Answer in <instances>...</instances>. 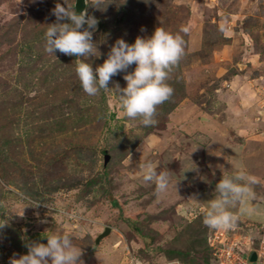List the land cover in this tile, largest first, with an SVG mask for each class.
Wrapping results in <instances>:
<instances>
[{
	"label": "rangeland",
	"instance_id": "rangeland-1",
	"mask_svg": "<svg viewBox=\"0 0 264 264\" xmlns=\"http://www.w3.org/2000/svg\"><path fill=\"white\" fill-rule=\"evenodd\" d=\"M75 1L0 0V220H8L0 229V264L27 254V242L46 244L47 231L71 234L84 264H125L126 245L144 264H199L215 231L203 223L207 202L219 180L238 171L260 180L251 202L257 214L224 231L258 247L264 0H105L103 11L86 0L85 10L99 21L93 41L100 55L80 59L93 70L117 39L132 44L157 27L183 37L184 54L167 81L173 95L158 106L152 127L121 119L110 92L85 94L76 56L45 52L56 3L74 8ZM127 73L112 77L109 88L126 87ZM249 90L258 104L251 120L237 108ZM146 160L171 172L166 193L144 182ZM194 194L199 204L188 200ZM106 228L110 233L96 243Z\"/></svg>",
	"mask_w": 264,
	"mask_h": 264
},
{
	"label": "clouds",
	"instance_id": "clouds-1",
	"mask_svg": "<svg viewBox=\"0 0 264 264\" xmlns=\"http://www.w3.org/2000/svg\"><path fill=\"white\" fill-rule=\"evenodd\" d=\"M107 5L105 0H93L90 7L103 11ZM52 15L55 22L47 25L45 52L52 56L56 51L66 56H76L75 73L85 94L95 97L102 90L110 92L117 98L121 119L128 122L138 120L143 127L154 126L158 106L167 102L174 92L167 81L184 54L183 37L157 27L150 37L138 36L132 44L117 39L104 62L93 70L89 62L80 58L100 55L93 41L98 19L89 15L87 10L77 13L75 8L61 3H56ZM133 64L136 65L134 71L127 73ZM121 72L127 73L123 76L126 87L120 88L117 84L109 88L112 77ZM127 159L131 164L130 153ZM191 165L192 170H196L192 162ZM140 167L145 183H154L159 194L167 192L171 180L168 169L157 172L158 165L151 160H146ZM259 183L258 177L245 171H238L234 175L226 173L216 184L217 195L207 202L204 225L213 230H231L238 226L241 216L257 214L251 202L256 198L254 186ZM188 200L200 203L195 194ZM39 204L35 203L34 207ZM234 208L238 210L234 212ZM20 216H23V210ZM7 223V218L0 220V229H4ZM47 232L49 234L44 236L46 244L35 241L25 243L27 254L10 258L8 264H84L83 250L74 244L71 234ZM129 264L141 262L131 258ZM167 264H181V261L172 260Z\"/></svg>",
	"mask_w": 264,
	"mask_h": 264
},
{
	"label": "built area",
	"instance_id": "built-area-1",
	"mask_svg": "<svg viewBox=\"0 0 264 264\" xmlns=\"http://www.w3.org/2000/svg\"><path fill=\"white\" fill-rule=\"evenodd\" d=\"M210 247L212 260L211 264H264V229L258 247H253L251 242L242 243L237 239H230L228 233L224 230H215L210 236ZM126 263L129 264L131 258H135L144 264L142 259L131 253L126 245ZM255 255V259L251 260V255Z\"/></svg>",
	"mask_w": 264,
	"mask_h": 264
},
{
	"label": "crops",
	"instance_id": "crops-1",
	"mask_svg": "<svg viewBox=\"0 0 264 264\" xmlns=\"http://www.w3.org/2000/svg\"><path fill=\"white\" fill-rule=\"evenodd\" d=\"M257 106H258V104H257L256 98H254L251 95V92L249 90L248 96L244 100V105H241L240 107L239 106L238 107L236 106V107L243 110L247 120H251L250 116H251V114H254V112H255L254 108L256 109ZM239 109H237V110L234 109L233 111L239 114V111H240ZM203 123L204 124L200 127V129L204 128L203 126L206 125L205 122H203Z\"/></svg>",
	"mask_w": 264,
	"mask_h": 264
},
{
	"label": "water",
	"instance_id": "water-1",
	"mask_svg": "<svg viewBox=\"0 0 264 264\" xmlns=\"http://www.w3.org/2000/svg\"><path fill=\"white\" fill-rule=\"evenodd\" d=\"M86 5H87V4H86V0H76V1H75V5H74V8H75V10L77 11V13H79V12L85 11ZM109 233H110V228H106V229L104 230V232L101 233V234L97 237V239H96L97 242H96V243H99L100 240H101L102 238L106 237ZM250 258H251V260H254V259H255V255L252 254Z\"/></svg>",
	"mask_w": 264,
	"mask_h": 264
},
{
	"label": "trees",
	"instance_id": "trees-1",
	"mask_svg": "<svg viewBox=\"0 0 264 264\" xmlns=\"http://www.w3.org/2000/svg\"><path fill=\"white\" fill-rule=\"evenodd\" d=\"M177 105H178V103H174L171 107H170V109H169V112L170 111H172L174 108H176L177 107ZM169 112H168V114H169ZM52 190H55V188L54 189H52ZM126 221V223L129 225V226H132V224L131 223H129L127 220H125ZM137 231V230H136ZM209 245V244H208ZM210 246L211 245H209L208 246V251H209V256L206 258V257H202V255L203 254H198V256H201L202 257V259H201V262H199V264H211V260H212V254H211V250H210ZM184 264V263H183ZM186 264H191V263H186ZM193 264V263H192Z\"/></svg>",
	"mask_w": 264,
	"mask_h": 264
}]
</instances>
